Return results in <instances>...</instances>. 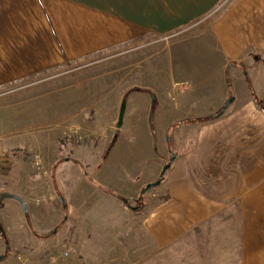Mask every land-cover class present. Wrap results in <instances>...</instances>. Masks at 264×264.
Returning <instances> with one entry per match:
<instances>
[{
    "label": "crops",
    "instance_id": "obj_1",
    "mask_svg": "<svg viewBox=\"0 0 264 264\" xmlns=\"http://www.w3.org/2000/svg\"><path fill=\"white\" fill-rule=\"evenodd\" d=\"M218 1L0 0V82L45 67L58 57V47L72 55L124 43L145 32H171ZM16 7L24 14L14 16ZM201 36L179 43L183 52L174 57L169 52V68L155 71L159 80L150 92L152 101L149 97L144 102L159 112L168 110L170 119L156 132L142 119L135 128L142 135L132 140L141 142L134 155L117 161L114 141L101 160L95 158L91 170L80 171L70 197L60 189V169L71 159L50 157L49 182L48 173L43 181L30 178L29 190L42 193L37 203L45 204L47 213L62 210L64 223L71 226L69 242L57 250L61 257L67 253L81 258L73 264H106L105 254L118 252L125 237H134L140 247L146 241L152 249H163L198 234L203 253L209 255L213 251L202 237L225 223L222 236L229 249L224 252H237L240 264H264V0H232ZM106 143H95L97 152ZM84 153L76 156L86 158ZM11 160L0 159L2 178L8 180L13 176ZM167 163L171 165L161 179ZM159 179L158 185L142 192ZM12 189L5 194L24 199L29 195L26 187ZM42 197L46 200L39 202ZM100 221L111 226L99 234L90 228L75 230ZM50 232H36L38 243L31 237L25 247L39 254L34 256L37 264L49 261L51 254L43 255L45 262L41 259L53 245L42 243ZM215 246L219 253L218 240ZM9 251L0 221V255L5 258Z\"/></svg>",
    "mask_w": 264,
    "mask_h": 264
},
{
    "label": "rangeland",
    "instance_id": "obj_2",
    "mask_svg": "<svg viewBox=\"0 0 264 264\" xmlns=\"http://www.w3.org/2000/svg\"><path fill=\"white\" fill-rule=\"evenodd\" d=\"M231 1H218L201 17L171 32H145L130 41L80 51L78 55H68L63 47H58V57L49 60L45 67L0 82V159H12L10 172L13 174L10 180L2 178L5 175L0 174V221L10 243V251L0 264H17L16 253L29 250L25 247L30 245L31 237L34 244L38 243L35 242L36 232L48 230L51 232L45 235L42 243L47 245L53 242V245L42 254L41 261L45 262L44 256L51 254L56 255V259L47 264L81 263V258L73 259L70 255L61 257L57 253L69 242L67 236L72 230L71 226L64 223L62 210L47 213L45 204L37 203L42 193L29 190L30 178L43 181L48 173L46 179L49 182L53 165L50 157L60 155L65 160L71 159L60 169L64 179L60 189L70 197L75 193L74 185L78 187L80 171L91 170L95 158L101 160L114 141L112 153H118L117 161L123 155H134L141 142L132 140H138L142 135V131L135 130L142 119L150 122L153 132L164 129L170 119L168 110L159 112L154 105L144 102L149 97L151 100L150 92L159 80L155 71L169 68V52L173 54L172 57L174 53L183 52V46H179V43L203 37V30H207L219 18ZM16 10L14 16H21L25 12L22 7H16ZM26 11L31 14V7ZM136 90L143 91L133 94ZM124 99L126 105L119 133V112ZM133 122L134 125L131 124ZM102 140L107 142L106 147L97 152L95 145ZM83 151L86 158L80 159L77 156ZM87 151L89 156L86 155ZM35 154L41 160L39 167L33 166ZM141 172L144 173V170L141 169ZM12 186L20 190L26 187L29 195L25 199L21 197L23 201L7 197L5 193H12ZM40 189L44 190L43 187ZM106 226H111V223L91 222L85 224L82 230H75L83 233L90 228L91 232L99 234L104 232ZM224 226L225 223H219L216 229L214 225L202 237L213 251L209 255L203 253L200 247L199 234L182 238L163 249H152L146 241L140 247L134 237H125L120 250L105 254L104 261L106 264H240L237 252H224L229 249L225 247L227 239L222 236ZM216 240L219 253L214 252ZM30 254L39 257L33 248Z\"/></svg>",
    "mask_w": 264,
    "mask_h": 264
},
{
    "label": "built area",
    "instance_id": "obj_3",
    "mask_svg": "<svg viewBox=\"0 0 264 264\" xmlns=\"http://www.w3.org/2000/svg\"><path fill=\"white\" fill-rule=\"evenodd\" d=\"M40 158L38 154H35L33 157V166L34 167H39L40 163ZM1 162V161H0ZM4 168L1 167V163H0V174L2 172H4ZM46 198L42 197L40 198L38 201L39 202H43L45 201ZM65 255H67V253H65ZM56 259V255H51L49 257V261H54ZM16 260H17V264H37L35 261V258L33 256H31L30 251L29 250H20L16 253Z\"/></svg>",
    "mask_w": 264,
    "mask_h": 264
},
{
    "label": "water",
    "instance_id": "obj_4",
    "mask_svg": "<svg viewBox=\"0 0 264 264\" xmlns=\"http://www.w3.org/2000/svg\"><path fill=\"white\" fill-rule=\"evenodd\" d=\"M234 100L233 97H231L225 104L224 108H223V111L229 106V104ZM125 105H126V100L124 99L121 103V108H120V112H119V122H118V127L120 128L122 126V123H123V115H124V110H125ZM173 160V159H171ZM170 163H167L162 171H161V178L162 176H164L165 172L168 170V168L170 167ZM161 182V180H157L153 183H148L145 188L142 190L143 193L147 192L149 189H151L152 187L158 185L159 183ZM10 194H7L6 196H9ZM10 196H13V197H17L18 199H20L21 201H23L21 198H19L18 196L16 195H10ZM134 209H138V206H134L133 207ZM4 258L3 255H0V261Z\"/></svg>",
    "mask_w": 264,
    "mask_h": 264
},
{
    "label": "trees",
    "instance_id": "obj_5",
    "mask_svg": "<svg viewBox=\"0 0 264 264\" xmlns=\"http://www.w3.org/2000/svg\"><path fill=\"white\" fill-rule=\"evenodd\" d=\"M259 102H260L261 105H263L261 101H259ZM162 178H163V176H162ZM162 178H161V179H162Z\"/></svg>",
    "mask_w": 264,
    "mask_h": 264
}]
</instances>
